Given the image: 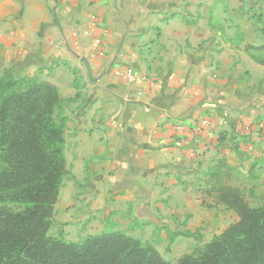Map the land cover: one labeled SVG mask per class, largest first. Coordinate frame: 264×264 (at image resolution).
<instances>
[{
	"label": "crops",
	"instance_id": "obj_1",
	"mask_svg": "<svg viewBox=\"0 0 264 264\" xmlns=\"http://www.w3.org/2000/svg\"><path fill=\"white\" fill-rule=\"evenodd\" d=\"M58 1L52 17L46 0H0V60L19 65L26 44L53 38V62L67 64L53 82L72 99L55 204L69 227L169 236L203 213L197 174L264 170V64L251 47L264 44V0ZM127 66L145 78L125 83L115 69Z\"/></svg>",
	"mask_w": 264,
	"mask_h": 264
},
{
	"label": "trees",
	"instance_id": "obj_2",
	"mask_svg": "<svg viewBox=\"0 0 264 264\" xmlns=\"http://www.w3.org/2000/svg\"><path fill=\"white\" fill-rule=\"evenodd\" d=\"M251 47L264 64V44ZM62 108L54 84L9 72L0 78V264H169L154 246L120 231L77 243L48 235L69 172ZM211 189L238 218L200 255L178 264H264V200L252 206L240 189ZM7 200L26 209L10 211Z\"/></svg>",
	"mask_w": 264,
	"mask_h": 264
},
{
	"label": "rangeland",
	"instance_id": "obj_3",
	"mask_svg": "<svg viewBox=\"0 0 264 264\" xmlns=\"http://www.w3.org/2000/svg\"><path fill=\"white\" fill-rule=\"evenodd\" d=\"M46 4L49 9L48 12L53 17V13L56 12L59 6V1L46 0ZM45 30H48V27ZM73 35L76 37L75 32H73ZM39 40L25 45L28 47V51L25 55L26 58L22 62L23 64L20 61L18 63L19 65L12 64L10 67H6L9 63L3 64V61L0 60V78L9 72L16 79L24 78L26 82L30 79L43 80L57 87L53 82L56 69L62 64L66 67L67 64L53 62V38H40ZM84 58L85 56L82 58L78 55L77 61L81 65H84V61L87 60V58ZM53 66L55 67L54 70ZM69 69L72 70L71 64L69 65ZM73 72L71 74H74L77 79L78 73H76V70H73ZM61 99L63 106L62 114L67 122V111L72 99ZM250 147V150L253 151L258 149L254 144H251ZM261 164L264 166V159ZM225 182H228L230 185H236L237 189L243 192L252 206L260 205L264 200V170L253 168L248 174L246 171L244 173L223 171L216 178H212L206 172H201L195 178V193L197 196H201L203 213H200L196 217L192 215L183 218V222L180 223V231L169 236L156 233L151 234L147 231V228L140 229L139 227L133 228L136 231L135 234L128 235L139 239L143 244L154 246L169 264H178L185 256L195 257L200 255L210 243L217 239L238 218L235 211L228 209L222 202H217L216 189H211L213 186L219 188L221 185L228 187L225 185ZM5 206L8 210L15 212H22L26 209L24 205L8 200L5 202ZM64 217V212H61L60 215V212L54 207L52 211V222L48 230L50 237L77 243L91 235H81L82 232L78 231L77 227H69L66 224ZM114 229L113 227H108L109 231H114Z\"/></svg>",
	"mask_w": 264,
	"mask_h": 264
},
{
	"label": "built area",
	"instance_id": "obj_4",
	"mask_svg": "<svg viewBox=\"0 0 264 264\" xmlns=\"http://www.w3.org/2000/svg\"><path fill=\"white\" fill-rule=\"evenodd\" d=\"M116 75L121 78L125 83H134L139 80H142L145 78V75L141 72H137L134 68L131 66L127 67H118L115 69ZM209 124V120L207 118H203L202 120L195 123L193 126H190V131L195 132L202 130L204 127H206ZM183 123L177 122L174 124L175 130H181L183 128Z\"/></svg>",
	"mask_w": 264,
	"mask_h": 264
}]
</instances>
